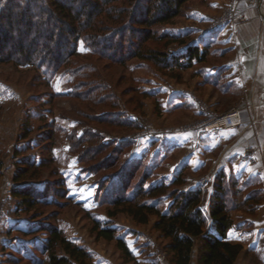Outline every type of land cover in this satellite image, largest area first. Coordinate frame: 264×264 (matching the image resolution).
Listing matches in <instances>:
<instances>
[{
    "label": "rangeland",
    "instance_id": "obj_1",
    "mask_svg": "<svg viewBox=\"0 0 264 264\" xmlns=\"http://www.w3.org/2000/svg\"><path fill=\"white\" fill-rule=\"evenodd\" d=\"M242 1L246 3L244 7H236L238 0L186 2L179 16L156 25L152 32L157 36L146 41L149 49L159 48L179 56L180 65L175 63L161 69L160 65L138 57L129 58L124 65L103 59L96 64L95 73L86 72L87 76H93L88 80L90 85L83 88L92 90L86 99L84 92H78L77 96L67 94L71 93V77L63 70L43 69L46 66L37 70L33 65L0 63V264H35L42 258L39 247L46 237L45 232L38 230L42 223L59 226L67 238L92 253L96 264H169L163 249L166 241L153 228L155 216L146 224H138L125 213L109 216L107 210L111 209L114 197L138 189L144 175L147 176L144 187L185 180L180 176L184 162L178 160L179 151L167 148L166 139L177 132L200 129L201 120L213 110H208L204 118L186 122L180 121L178 114L173 116L174 112L168 114L164 103L178 93L179 88L190 84L191 74L195 72L197 60L192 59L190 66L187 64V46L205 50V59H218L215 46H203L204 34L228 23H241L247 16L242 21L229 19L216 25L220 18L230 11L245 16L247 7H254L264 30L256 3L264 8V0ZM161 35L176 41L165 44L166 37H159ZM77 51L84 60L91 49L79 41ZM97 97L102 99L103 105L95 103ZM114 101L117 108L110 107ZM116 116L133 120L135 127L123 125ZM26 119L30 122V133L23 139ZM52 123L54 139L48 151L45 139L50 129L45 125ZM17 150L20 153H15ZM41 158L46 164L39 169L38 177L27 174L14 180L22 159L38 163ZM125 163L138 166L128 168L127 174L120 177L118 172ZM170 164L177 172L168 179L164 175L170 170ZM218 172L213 163L200 177L197 188L203 195L200 204L203 211ZM206 176L209 177L207 182L203 181ZM29 185L35 188L34 194L41 204L25 211L18 207L20 197L14 196L12 189ZM174 189L184 190L181 182L169 186L167 192ZM140 200L152 202L154 198L140 197ZM170 202L171 198L164 194L159 197L157 206L163 210ZM256 208L253 213H248L244 207L231 209L230 217L233 211L255 215ZM93 219L122 235L132 255L127 258L114 242L96 238L90 230ZM231 220L234 227L236 223L232 217ZM241 227L238 230H242L239 234L243 242L242 255L234 264H264V230L256 231L255 225L248 223ZM256 232L260 233L258 237ZM190 264H195L194 258Z\"/></svg>",
    "mask_w": 264,
    "mask_h": 264
},
{
    "label": "trees",
    "instance_id": "obj_2",
    "mask_svg": "<svg viewBox=\"0 0 264 264\" xmlns=\"http://www.w3.org/2000/svg\"><path fill=\"white\" fill-rule=\"evenodd\" d=\"M188 1L190 0H0V63L33 65L37 70L44 66L46 68L43 69L46 70H63L71 77V93L67 94L77 96L78 92H84L86 99L91 96L92 90L84 91L83 88L90 85L88 80L93 77L87 76L86 72L95 73L96 64L103 59L124 65L129 58L138 57L160 65L161 69L175 63L180 65L179 56L170 55L159 48L149 49L146 41L157 36L152 32L156 25L168 23L179 16ZM159 37H166L165 44L176 41L167 39L166 35ZM79 41L91 49L85 56L88 57H83L84 60L80 59L77 51ZM205 53V50H200L197 46H187V64L190 66L192 59H205ZM92 57H95L94 60ZM95 103L103 105L100 97L95 99ZM115 104L114 101L110 107L117 108ZM116 118L127 127H135V122L131 119ZM29 125L30 122L26 119L21 138L28 137ZM45 126L50 129L45 139L48 142L46 149L50 151L54 139V123ZM89 135L94 136L92 132ZM15 153H20V150ZM20 163L22 165L18 166L14 180L27 174L38 177L39 169L46 164L43 158L38 163L28 162L27 159H22ZM137 166L138 164L125 163L118 174L123 177L128 168ZM1 168L0 159V176ZM146 178V175L142 176L138 189L131 194L114 197L111 209L107 210L108 215L114 216L122 212L138 224H146L151 216H155L153 228L166 241L163 249L169 264H190L193 258L195 264H234L242 245L226 239L232 225L230 210L244 207L245 211L253 213L262 199L260 190H251L245 196L237 179L227 178L219 171L214 179L207 207L203 211L200 206L203 199L200 189H174L168 193L169 186L182 182V179L173 181L170 185L162 182L144 187ZM35 192V188L33 190L30 185L12 189V194L20 197L18 207L25 211L41 204ZM164 194L171 198V202L166 209L161 210L157 203ZM140 197L154 198V201H141ZM92 223L90 230L96 238L114 242L127 258L132 255L124 237L114 228L101 224L98 219H93ZM39 226L38 230L45 232L46 237L39 247L43 257L36 260L35 264H96L92 253L67 238L59 226L50 223Z\"/></svg>",
    "mask_w": 264,
    "mask_h": 264
},
{
    "label": "crops",
    "instance_id": "obj_3",
    "mask_svg": "<svg viewBox=\"0 0 264 264\" xmlns=\"http://www.w3.org/2000/svg\"><path fill=\"white\" fill-rule=\"evenodd\" d=\"M245 4L239 1L236 7ZM245 14L247 19L241 23H228L204 34L203 46H215L218 59L197 60L190 84L164 103L168 114L174 112L173 116L178 114L186 122L204 118L208 110L239 108L240 118L234 126L216 132H177L165 143L172 152L178 150V160L184 162L181 171L186 169L185 175L180 173L185 178L181 182L184 190L197 188L201 175L214 163L225 177L237 179L243 195L255 189L263 193L255 215L231 213L236 225L228 230L226 239L242 245V230H238L242 225L264 230V30L254 7H247ZM174 172L172 164L164 176L171 178Z\"/></svg>",
    "mask_w": 264,
    "mask_h": 264
},
{
    "label": "built area",
    "instance_id": "obj_4",
    "mask_svg": "<svg viewBox=\"0 0 264 264\" xmlns=\"http://www.w3.org/2000/svg\"><path fill=\"white\" fill-rule=\"evenodd\" d=\"M242 1V0H238ZM257 3V10L258 13L261 15L263 21H264V8L262 4ZM233 19H238L240 21L246 19V15H241L238 13H234L233 11H230L227 13V15L224 18H220L218 21H216V25H222L225 23V21H229ZM240 118V111L239 108L236 106H233L229 108L228 110L224 112H214L211 111L207 114V117L202 119L200 122V129L204 131H210V132H216L219 128L222 127H229L234 126L238 123ZM209 177L206 176L203 181L207 182V179ZM212 179V178H211ZM161 260H164V256H161Z\"/></svg>",
    "mask_w": 264,
    "mask_h": 264
}]
</instances>
